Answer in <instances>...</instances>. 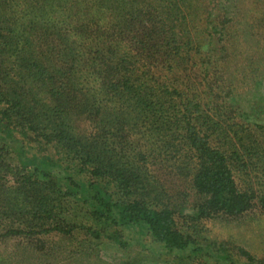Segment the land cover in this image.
<instances>
[{"label":"trees","instance_id":"16d2710c","mask_svg":"<svg viewBox=\"0 0 264 264\" xmlns=\"http://www.w3.org/2000/svg\"><path fill=\"white\" fill-rule=\"evenodd\" d=\"M243 1L0 0V239L80 236L124 255L151 244L170 264H264L197 240L151 172L171 164L184 176L198 198L192 223L264 210L207 114L238 113L218 81H237L219 67L233 63L226 41Z\"/></svg>","mask_w":264,"mask_h":264},{"label":"rangeland","instance_id":"374dc122","mask_svg":"<svg viewBox=\"0 0 264 264\" xmlns=\"http://www.w3.org/2000/svg\"><path fill=\"white\" fill-rule=\"evenodd\" d=\"M213 15L214 17L209 20V28L212 31V40H219V31L214 35L213 28L221 29L220 24L224 20L222 17L225 12L218 8ZM235 24L238 25L232 29L230 38L228 37L226 41L233 57L230 61L233 63L228 69L224 68V65L219 68L229 74L225 77L237 81L229 86L223 81L218 83L224 86L227 92L229 88L233 90L235 96L231 103L238 113L232 120L223 115L216 118L215 109L212 108L207 114L216 122L219 120L221 129L226 130L225 133L229 137L225 140L233 146L226 149L230 152L236 151L240 156V158L233 156L231 160L239 184L260 198L264 195V132L255 125L264 126V0H244L233 26ZM215 54L217 59L220 58L218 51ZM243 56L248 57L251 64L244 62L246 57ZM194 78L195 76L191 80ZM216 79L220 80V76ZM196 83L199 87V79ZM241 114L244 115L240 117ZM242 124L249 125L250 132L241 133L239 126ZM233 130L237 131L235 135ZM161 167L160 169V166L152 165L151 172L164 184L181 223L188 232L194 234L202 244L210 241L226 244L230 248L240 247L253 254L257 260L264 262V210L258 203L253 210L237 220L239 221L237 223L223 224L217 220L192 223L186 217L189 218L194 213L198 198L184 182V176L180 181L174 174L173 176L168 174L173 169L171 164ZM79 237L63 239L42 235L31 238H2L0 264H132L137 255L139 263L136 264H170L165 257L155 255L154 246L151 244H149L151 249L142 251L139 247L124 255L114 248L103 247L98 251L93 250L88 244L85 247L78 246Z\"/></svg>","mask_w":264,"mask_h":264}]
</instances>
